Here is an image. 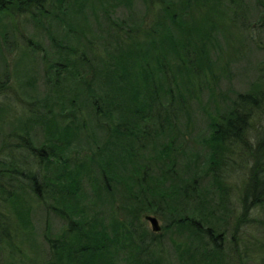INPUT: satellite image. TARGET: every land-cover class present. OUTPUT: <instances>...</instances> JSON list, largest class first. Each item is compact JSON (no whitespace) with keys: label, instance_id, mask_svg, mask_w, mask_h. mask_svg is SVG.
<instances>
[{"label":"rangeland","instance_id":"obj_1","mask_svg":"<svg viewBox=\"0 0 264 264\" xmlns=\"http://www.w3.org/2000/svg\"><path fill=\"white\" fill-rule=\"evenodd\" d=\"M230 2L223 0L222 4V0H210L208 4L211 14H208L204 7L194 6L191 0L189 7L184 0H45L43 7L39 9L27 7L22 11L16 9L0 15L4 31L8 32L7 36L10 40L9 46L2 48L0 53V71L7 69L9 74L7 85L13 87L12 91L3 89L6 97L3 96L4 94L0 95V141L5 142V137L12 129L24 128L30 121V135L37 142L33 140L37 146H42L43 131L47 129L50 120L44 117L43 121H38L40 125L31 120L42 107L32 102L46 101L56 95L57 88L49 90L46 86L48 77L53 78V84L56 77L52 72L48 75L46 72L50 69L49 62L52 58L56 60L61 56L63 59L66 56L64 54L67 53L64 48H60L59 55L53 46L51 36L57 40H64L66 45L84 51L87 58H97L101 62L107 59L110 50L114 51L118 48L117 42L120 40L135 45L138 50H149L148 47L143 46L145 44L152 46L151 43L159 41L163 33L161 25H166V31L174 32L175 24L169 13H176L187 27L197 29L202 27L204 33L207 30L210 33L211 43L205 40L206 37L203 35L192 38L206 49V60L209 61L205 64L211 66L209 69L204 66L202 87L199 83L196 95L188 98L189 104L179 114L180 117L173 130H166L158 135L160 144L167 145L170 139H174L172 155L167 158L171 160L166 164L173 162L177 173L172 174L163 189L164 192L169 190L171 183H183L188 186L187 193L191 196L189 194L194 191L192 185L188 184L193 177L191 174L195 170L201 173L197 186L201 194L198 197L196 190L190 198L182 196L180 199L184 201H172L171 208L178 210L177 215L172 216L167 207L162 205L164 214L160 216H156L157 213L152 211L144 212L139 209L130 219L123 206L119 204L122 199H119L117 194H122L123 190L125 192L131 187L128 185L122 189L119 184H113L112 189L116 199L105 196L106 191L101 189L99 182V169L90 160L94 149L91 138L87 136L90 131L79 140L78 138L75 140V145L82 144L78 148V153L70 149L68 162L70 164L85 162L88 165L89 172H87L92 178L89 182L85 177L80 192L84 194L83 205L89 213L98 211L97 217L108 222L114 207L113 219L123 221L124 225L126 220H129V224L132 221L134 225L147 230L151 226L145 220V216L154 215L159 219L162 227L158 233L152 230L150 231L152 234L146 232L149 236L147 243L150 244V248L143 247L145 251L142 255L133 249L128 235L119 236L120 242L111 248L114 250L116 247V251L107 250L106 259L111 260L109 264H135L137 258L141 259L140 257H145L151 264L152 262L206 264L208 256L202 259L205 253L202 236L189 228L188 224L186 227L173 224V220L181 216H197L208 224L226 221V224L222 225L226 227H221L219 231V233L223 232L224 238L220 244L224 262L220 264H264V206L252 209L246 217H243L245 224L238 231V235L233 236L237 219L243 213L242 196L250 177L253 160L248 157L241 159L236 147L230 146L226 152L229 158L223 157L222 161L217 163V169L223 170L225 179L216 181L214 170L209 167L212 147L207 141L212 137V123L218 122L221 117L233 110L240 94H264V0H238V5L236 2L234 4ZM114 22L121 27L113 25ZM68 25L74 28L71 37L66 35V30L70 29ZM112 34H119L120 40L115 41ZM88 41L91 48L87 46ZM168 61L176 64L173 55L169 56ZM175 76L182 83L178 81L183 88L191 89L193 84L185 80L186 75ZM4 79L5 76L1 80ZM87 79L90 80V77L87 76ZM29 83H32L33 87H30ZM195 84H198L196 79ZM263 118L264 102L252 115L248 139L253 147L256 144L255 133L264 127ZM41 126L44 130L43 128L41 130ZM85 128L89 129V126L86 125ZM92 129L94 127L90 125V130ZM9 140L15 141L13 138ZM88 141L91 143H87ZM235 150L237 151L234 152ZM158 151L160 150L148 149L145 154L154 158L158 156ZM175 158L177 161H174ZM150 163L153 164L150 169L153 172L151 177L155 181L164 168L157 161ZM141 189L139 185L135 193L143 196ZM19 195L25 196L24 190ZM200 198L203 201L199 200ZM19 199L25 201L23 205L25 208L21 213L22 221L18 220L19 212H10L12 220L15 221L12 227L15 242L8 244L6 240L0 239V264H70L67 258L69 252L65 251L64 255L58 252L59 257L57 251L52 249L53 241H50L56 240L54 239L56 237L59 240L68 225L67 221L53 211L49 203L40 200L37 196H25ZM97 199L101 200L98 204ZM60 201L59 198L58 202ZM58 207L62 209L60 205ZM12 208L17 207L12 205ZM17 221L22 223V226ZM166 226L170 228L164 230ZM124 231H119V234ZM109 233L111 234L110 231ZM67 234H64V237L66 236V241L70 243L68 238L72 236L69 237ZM134 240L138 242V236H135ZM210 248L212 249V246Z\"/></svg>","mask_w":264,"mask_h":264},{"label":"trees","instance_id":"obj_2","mask_svg":"<svg viewBox=\"0 0 264 264\" xmlns=\"http://www.w3.org/2000/svg\"><path fill=\"white\" fill-rule=\"evenodd\" d=\"M44 1L0 0V15L16 9L22 11L27 7L39 9L43 7ZM189 1L184 0L188 7ZM191 1L194 6L204 7L206 13L211 14L208 4L210 0ZM230 1V4L236 2L238 5V0ZM40 12L43 13L42 9ZM169 16L173 18L175 31L170 33L166 31V25H161L163 33L159 41L151 43L152 46L146 44L143 46L148 47L149 50H138L135 45L120 40L119 34H112L115 41L120 40L117 42L119 46L114 51L110 50L107 59L101 62L97 58H87L84 51L66 45L62 39L50 37L58 53L60 48H64L67 53L64 54L66 56L63 59L61 56L56 60L52 58L49 62L50 69L46 72L47 75L52 72L56 77L54 84L52 77L46 79L49 90L58 89L56 95L46 101L32 102L42 107L31 120L39 125L38 121H43L44 117L50 120L47 129L44 130L41 126V130L42 128L44 130V142L42 146L34 143L35 139L29 131L30 121L24 128L12 129L9 137H5V142L0 141V239L2 241L6 240L8 244L15 242L12 234L15 221L12 220L10 212H19L18 220L22 221L21 213L25 208L23 206L25 201L19 198L34 195L49 203L50 208L67 221L68 225L59 240L56 237L54 238L56 240L50 241H53L52 249L57 251L59 257L58 252L63 255L65 251L69 252L67 258L70 264H109L111 260L106 259L107 250L116 251V247L114 250L111 248L120 242L119 236L128 235L133 249L139 255L144 253L143 247L150 248V244L147 243L149 236L146 232L152 234L151 227L146 230L134 225L132 221L129 224V220H126L125 225L121 220H114V207L111 210L110 221L107 222L97 217L98 211L89 213L83 205L84 194H80L81 184L85 177L89 182L92 178L88 173V165L85 162L70 164L68 154L70 149L78 153V148L82 144L75 145V140L77 138L79 140L88 131L90 132L87 136L91 138L94 146L90 160L99 169V182L101 189L106 191L105 196L116 199V194H113V184H119L122 189L128 185L131 187L125 192L123 190L122 194H117L119 199H122L119 204L123 206L130 219L139 209L144 212L149 210L160 216L164 214L162 205L167 207L172 216L177 215L178 210L171 208L172 201H184L180 199L182 196L190 198L196 190L197 197L201 194L197 188L201 173L196 170L192 172L193 177L188 183L194 190L189 194L191 196L187 193L188 186L183 183H171L169 190L163 191L172 174L177 173V169L173 162L166 164L171 160L167 158L172 155L174 139H170L167 145L160 144L158 135L166 130H173L177 125L179 114L189 104L188 98L196 95L199 83L202 87L204 66L208 69L211 66L205 64L209 61L206 60V49L192 38L203 35L206 37L205 40L209 41L210 33L208 30L204 33L202 27L199 29L187 27L176 13H169ZM112 24L117 25L115 22ZM212 25L214 26L213 23ZM68 26L70 29L66 30V35L71 37L74 28ZM7 34L0 18V53L2 48L9 46L10 40ZM87 44L88 48H91L89 41ZM170 55L175 57L176 64L168 61ZM175 75H186L185 80L194 87L191 85L190 90L183 88ZM4 76L5 79L1 80ZM195 79L198 84H195ZM8 82L9 74L5 68L0 71V95H3L7 89L13 90L11 85H7ZM29 85L33 87L32 83ZM73 85L75 87H72ZM69 87L72 89L68 90ZM89 87L93 88L89 89ZM3 96L6 97V94ZM263 102L264 94H240L233 110L221 117L218 122L212 123V137L207 141L212 147L209 167L214 170L216 181L225 179L223 170L217 169V163L219 164L223 157L229 156L226 152L230 146L236 147L241 159L248 157L253 160L250 177L242 196L243 213L237 219L233 236L238 235V231L245 224L243 217H246L252 209L264 206V127L254 135L255 147L248 139L252 115ZM86 125L89 129L85 128ZM90 125L94 127L92 131ZM11 138L15 141L10 142ZM148 149L160 150L158 156L152 158L146 155ZM151 161L159 162L164 168L155 181L151 177L153 174L150 170L153 165ZM174 161H177V158ZM139 185L142 187L143 196L135 193ZM22 190L25 196L19 195ZM59 198L60 202H58ZM199 200L203 201L202 198ZM100 201L97 199V204ZM12 205L17 208L11 209ZM225 222L208 224L197 216H181L173 220L176 226L186 227L188 224L189 228L202 236L205 250L202 259L208 256L206 264L224 262L223 249L220 245L224 238L223 232L219 233V231L221 227H226L222 226L223 223L226 224ZM19 224L22 226V223ZM205 224L210 226H203ZM17 226L20 228L18 224ZM169 228L170 226H166L164 230ZM121 230L126 232L119 234ZM64 234L72 236L68 238L70 243L66 241ZM135 236H138V242L134 240ZM140 258H137L135 264H151L145 257Z\"/></svg>","mask_w":264,"mask_h":264},{"label":"water","instance_id":"obj_3","mask_svg":"<svg viewBox=\"0 0 264 264\" xmlns=\"http://www.w3.org/2000/svg\"><path fill=\"white\" fill-rule=\"evenodd\" d=\"M145 220L150 223L153 232L158 233L161 231L162 227L156 216L147 215L145 216Z\"/></svg>","mask_w":264,"mask_h":264}]
</instances>
